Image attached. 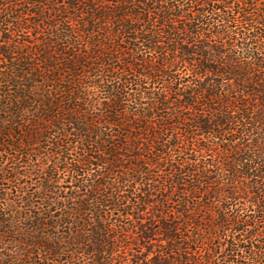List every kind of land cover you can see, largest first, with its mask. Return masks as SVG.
Instances as JSON below:
<instances>
[{
    "label": "trees",
    "instance_id": "obj_1",
    "mask_svg": "<svg viewBox=\"0 0 264 264\" xmlns=\"http://www.w3.org/2000/svg\"><path fill=\"white\" fill-rule=\"evenodd\" d=\"M0 264H264V0H0Z\"/></svg>",
    "mask_w": 264,
    "mask_h": 264
},
{
    "label": "rangeland",
    "instance_id": "obj_2",
    "mask_svg": "<svg viewBox=\"0 0 264 264\" xmlns=\"http://www.w3.org/2000/svg\"><path fill=\"white\" fill-rule=\"evenodd\" d=\"M37 181H38V180H36V178H33V179H32V181H31L30 183H33V184H35ZM7 188H10V189H11V187H10V186H7Z\"/></svg>",
    "mask_w": 264,
    "mask_h": 264
}]
</instances>
